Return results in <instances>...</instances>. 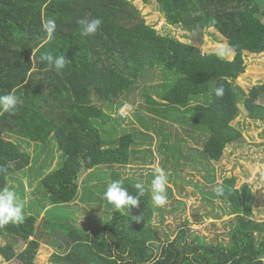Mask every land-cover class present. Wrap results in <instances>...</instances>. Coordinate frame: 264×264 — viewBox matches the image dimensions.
<instances>
[{
    "label": "trees",
    "instance_id": "16d2710c",
    "mask_svg": "<svg viewBox=\"0 0 264 264\" xmlns=\"http://www.w3.org/2000/svg\"><path fill=\"white\" fill-rule=\"evenodd\" d=\"M134 1L0 0V95L16 89L20 98L14 111L0 113V169H4L0 188H11V179L31 166L32 157L23 147L36 146L35 164L45 165L54 142L63 157L61 167L42 175L39 200L27 204L24 222L0 228L3 236L23 239L27 247L16 253L12 243L0 246V257L38 264L42 239L57 228L66 233L69 244L51 264H264V222L255 219L256 196L248 183L238 189L235 177L224 180L217 193L208 194L228 205L227 215L235 216L228 226L232 229L228 246L196 234L188 235L197 241L189 244L187 229L170 241L168 231L153 222L159 212L162 224L169 212L153 202L145 187L138 208L117 211L109 205L113 215L99 220L98 228L88 229L70 217L68 223L51 222L53 213L77 200L85 170L107 167L110 182L123 179L135 194L138 180L124 177L122 171L135 162L139 139L145 144L151 137L118 125L107 133L117 136L109 142L103 137L104 126L113 122L111 118H120L118 110L124 103L135 106L132 98L152 74H160L165 85L157 88L162 99L146 94L149 113L167 119L168 113L178 116L186 109L185 115H191L203 132L202 152L208 165L221 162L229 147L246 143L242 125H234L243 114L241 107L251 121H264V81L249 93L237 84L247 69L244 53H264L263 0H139L156 3L166 21L163 32L148 24ZM96 17L103 20L98 32L81 36L77 21ZM48 18L56 21L57 31L52 41L44 43L41 25ZM172 28L186 31L190 36L185 38L194 44L168 34ZM211 28L236 54L232 61L201 51ZM47 53H62L71 63L57 72L41 60ZM220 85L225 91L217 97ZM100 182L101 186L88 189L84 212L95 209L91 191H105L110 183ZM30 188L36 190L33 183ZM42 213L44 226L36 235ZM140 215V223L133 221L132 216Z\"/></svg>",
    "mask_w": 264,
    "mask_h": 264
},
{
    "label": "rangeland",
    "instance_id": "374dc122",
    "mask_svg": "<svg viewBox=\"0 0 264 264\" xmlns=\"http://www.w3.org/2000/svg\"><path fill=\"white\" fill-rule=\"evenodd\" d=\"M134 3L146 16L148 24L163 32L166 21L156 3L151 2L145 5L139 0H135ZM168 31H172L168 34L177 37L183 43L194 44L195 42L185 38V36L190 35L182 29L172 28ZM206 32L202 45H197H200L201 51L204 54H219L232 61L236 54L230 49L227 40L212 28ZM191 34L195 36L194 33ZM244 58L247 69L237 80V84L249 93L253 87L264 81V53L246 52ZM149 79L148 84L142 85L137 90L136 98H132L136 100L135 106L124 103L118 110V117L121 119L113 117L111 118L113 122L104 126L106 133L103 137L109 142L114 141L113 139L117 136H109L107 133L118 125L128 127L127 129L133 130L135 134L143 132L151 137V140L145 144H143L142 139H139L138 147L134 149V151L136 150L134 153L135 162L132 166L124 168L122 172L126 178L137 179L152 196L151 180L154 171L156 168L165 170L168 176L167 202L161 207H164L169 214L164 215V221L160 224L162 214L157 212L153 222L160 229L168 231L170 241H175L178 238L180 230L187 229L186 239L189 244L197 243L195 239L188 236L196 234L206 237L210 242L218 240L217 242H223L228 246L230 243L229 234L232 232L228 226L235 216L227 215L228 205L220 202V200H214V197H210L208 194L217 193L224 180L233 177L237 179L238 189L248 183L256 196L255 219L258 223L264 222V121H251L248 119L245 109L241 107L243 114L234 125L238 127V124L242 125L246 143L229 147L221 162L208 165L202 152L203 132L193 123L191 115H185L186 109L181 110L178 116H173L172 112L168 113L167 119L149 113L146 108L148 106L146 94L162 99L163 93L157 88L159 85H165L163 78L158 73L150 75ZM118 131L120 135L121 129ZM13 140L17 141L19 138L13 137ZM35 147H23L32 157L31 166L16 174L9 184V187L14 188L22 199H27L28 205L39 200L37 188H40L42 175L61 167L63 158L62 152L59 151L54 142L51 153L45 160V165L40 162L35 164L37 157ZM99 179L104 183L110 182V171L107 170V167L102 171L85 170L80 177L77 200L70 203L66 209H63V206L58 213H53L51 222L59 225L68 223L70 217L71 219L75 218L73 221L78 219L76 221L78 224L81 223L90 229L98 228L100 224L96 223L99 220L111 219L114 211L110 212L112 209L103 199L104 190H92L91 193L95 199L94 204H96L95 209L90 210L91 213L83 211L88 206V189L93 186H101ZM31 183L36 190L30 188ZM22 186L24 187L23 190ZM177 201L183 204L179 205L176 203ZM178 206L180 208H177ZM26 215L28 216L29 213L25 212ZM43 217L44 213L40 215L36 224L38 232L36 235H41L39 230L42 229L41 226H44L43 222L42 225L40 224ZM43 221L45 222V219ZM185 224L187 225L184 226ZM48 233H51L49 238L46 236L42 239L41 237L42 242L36 258L38 264H51L56 254L63 255L61 253L66 251L69 244L63 230L55 228L50 229ZM34 237L31 240H34ZM9 243L14 245L16 253L24 251L27 247L23 239L9 234L3 236L0 233V246L5 247ZM0 264L23 263L18 260L7 262L3 257H0Z\"/></svg>",
    "mask_w": 264,
    "mask_h": 264
},
{
    "label": "clouds",
    "instance_id": "9594fccd",
    "mask_svg": "<svg viewBox=\"0 0 264 264\" xmlns=\"http://www.w3.org/2000/svg\"><path fill=\"white\" fill-rule=\"evenodd\" d=\"M80 26L81 36H93L101 28L103 20L99 17L88 19H80L77 21ZM42 31L45 33L44 43L53 40L56 31L57 23L54 19L48 18L42 22ZM43 46V45H42ZM41 60L45 61L50 68L57 72L65 69L69 61L62 53L53 55L51 53L41 56ZM224 87L220 85L215 89V95L222 97L224 95ZM19 96L16 89H12L5 95H0V113L14 111L19 104ZM4 169H0L3 171ZM167 186L168 176L163 168H156L151 180L152 200L157 206H163L167 202ZM135 194L131 193L125 187L124 180H112L106 187L103 193V199L112 205L117 211L127 209L131 211L138 208L141 198L145 195L146 189L140 183L134 185ZM27 199H22L14 189L4 187L0 188V228L9 224H21L25 219V209L27 207ZM133 221L140 223L142 215L132 216Z\"/></svg>",
    "mask_w": 264,
    "mask_h": 264
}]
</instances>
